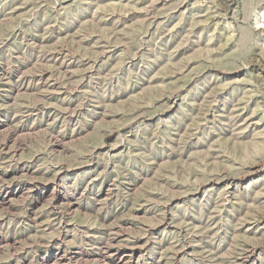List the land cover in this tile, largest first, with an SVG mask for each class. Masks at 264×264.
Returning a JSON list of instances; mask_svg holds the SVG:
<instances>
[{"label":"rangeland","instance_id":"obj_1","mask_svg":"<svg viewBox=\"0 0 264 264\" xmlns=\"http://www.w3.org/2000/svg\"><path fill=\"white\" fill-rule=\"evenodd\" d=\"M0 264H264V0H0Z\"/></svg>","mask_w":264,"mask_h":264},{"label":"bare ground","instance_id":"obj_2","mask_svg":"<svg viewBox=\"0 0 264 264\" xmlns=\"http://www.w3.org/2000/svg\"><path fill=\"white\" fill-rule=\"evenodd\" d=\"M61 192H62V191H61ZM61 192H60V193H61ZM52 194H53V193H52ZM58 194H59V193H58ZM62 199H63V198H62ZM128 256H129V255H128ZM60 260H61V259H60ZM54 261H55V260H54ZM55 262H56V261H55ZM58 263H59V262H58Z\"/></svg>","mask_w":264,"mask_h":264}]
</instances>
